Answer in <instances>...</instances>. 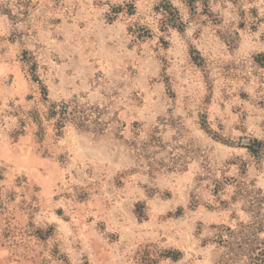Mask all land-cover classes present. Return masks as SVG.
<instances>
[{"label": "rangeland", "instance_id": "rangeland-1", "mask_svg": "<svg viewBox=\"0 0 264 264\" xmlns=\"http://www.w3.org/2000/svg\"><path fill=\"white\" fill-rule=\"evenodd\" d=\"M0 9V264H264V0Z\"/></svg>", "mask_w": 264, "mask_h": 264}, {"label": "trees", "instance_id": "trees-1", "mask_svg": "<svg viewBox=\"0 0 264 264\" xmlns=\"http://www.w3.org/2000/svg\"><path fill=\"white\" fill-rule=\"evenodd\" d=\"M3 8V7H2ZM1 10V9H0ZM255 144H257V147H258V149H260L261 148V143L260 142H257V141H255ZM250 151L252 152V153H255V152H257V151H254V149L253 148H250ZM259 151V150H258Z\"/></svg>", "mask_w": 264, "mask_h": 264}]
</instances>
